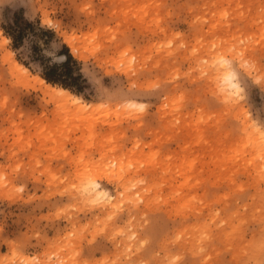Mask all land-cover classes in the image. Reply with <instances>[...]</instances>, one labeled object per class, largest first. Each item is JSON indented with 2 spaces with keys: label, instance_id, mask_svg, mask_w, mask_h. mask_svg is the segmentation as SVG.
I'll return each instance as SVG.
<instances>
[{
  "label": "rangeland",
  "instance_id": "rangeland-1",
  "mask_svg": "<svg viewBox=\"0 0 264 264\" xmlns=\"http://www.w3.org/2000/svg\"><path fill=\"white\" fill-rule=\"evenodd\" d=\"M14 13L55 28L44 46L67 47L92 108L43 93L31 41L1 28ZM263 134L264 0H0V262L264 264Z\"/></svg>",
  "mask_w": 264,
  "mask_h": 264
},
{
  "label": "trees",
  "instance_id": "trees-1",
  "mask_svg": "<svg viewBox=\"0 0 264 264\" xmlns=\"http://www.w3.org/2000/svg\"><path fill=\"white\" fill-rule=\"evenodd\" d=\"M1 28L6 36L11 40V46L14 50L20 49L26 40L31 41L29 48V58L40 68L39 74L47 82L62 86L71 92L81 94L85 88V78L80 72L78 62L68 52L67 47L60 54L65 55L67 60L63 64L50 65L48 59L41 55L39 41L46 45L49 37L54 35V31L43 28L31 20L26 19L20 13H14L13 18ZM28 66L27 62H23Z\"/></svg>",
  "mask_w": 264,
  "mask_h": 264
},
{
  "label": "clouds",
  "instance_id": "clouds-1",
  "mask_svg": "<svg viewBox=\"0 0 264 264\" xmlns=\"http://www.w3.org/2000/svg\"><path fill=\"white\" fill-rule=\"evenodd\" d=\"M48 30L55 32V28L51 26ZM39 44L41 55L48 59L50 65L63 64L67 60L65 55L60 54L62 45L58 43L57 39H53L47 47L44 46L43 41H39ZM212 65L216 71L215 88L217 94L225 99L238 96L243 91L241 82L243 69L240 63L229 56L220 55L213 58ZM123 107L127 111L142 113L148 105L138 100H129L123 104ZM80 191L91 200L107 198L112 195L104 187L102 181L94 179L85 180Z\"/></svg>",
  "mask_w": 264,
  "mask_h": 264
},
{
  "label": "bare ground",
  "instance_id": "bare-ground-1",
  "mask_svg": "<svg viewBox=\"0 0 264 264\" xmlns=\"http://www.w3.org/2000/svg\"><path fill=\"white\" fill-rule=\"evenodd\" d=\"M6 39L9 40V38H6ZM68 42L71 45L73 43V41L71 39H69ZM13 67H14L13 70H15L16 72L18 71V72L25 74L26 77L30 73V70L26 66L22 65L21 63H19L16 60L14 61ZM34 79L38 83H40L41 89L45 95L50 96L52 99L60 101L62 104L65 103L69 107H71V106L76 107L82 111L83 110L87 111L88 109L93 107V105L91 103L84 102L80 96L72 94L68 89H65L63 87H58V86L52 85L51 83L47 82L40 75H36V76L34 75ZM227 99H230V98H227ZM94 180H96V179H94ZM87 198L90 199L89 197H87ZM113 198H114V196L111 195L110 197H107L106 199L109 201L108 203H110V202H112V200H114ZM261 259H262V257H261ZM261 259L259 258L257 260L258 264L261 262ZM0 263L1 264H11V261H8L7 259H2Z\"/></svg>",
  "mask_w": 264,
  "mask_h": 264
}]
</instances>
